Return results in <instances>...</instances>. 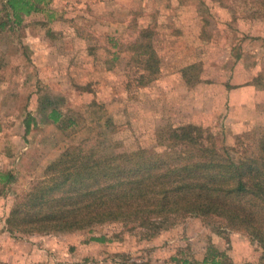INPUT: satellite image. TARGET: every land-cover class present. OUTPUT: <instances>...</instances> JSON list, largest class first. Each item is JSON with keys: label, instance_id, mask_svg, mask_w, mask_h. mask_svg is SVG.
Instances as JSON below:
<instances>
[{"label": "rangeland", "instance_id": "rangeland-1", "mask_svg": "<svg viewBox=\"0 0 264 264\" xmlns=\"http://www.w3.org/2000/svg\"><path fill=\"white\" fill-rule=\"evenodd\" d=\"M261 4L44 0L16 24L0 0V172L15 177L0 187V233L10 250L47 258L18 264H202L210 254L262 264L255 242L215 219L50 234H11L5 224L16 200L73 147L103 156L159 152L168 131L194 125L235 160L254 155L264 132Z\"/></svg>", "mask_w": 264, "mask_h": 264}, {"label": "trees", "instance_id": "trees-1", "mask_svg": "<svg viewBox=\"0 0 264 264\" xmlns=\"http://www.w3.org/2000/svg\"><path fill=\"white\" fill-rule=\"evenodd\" d=\"M42 1L5 0L16 24L21 14L41 11ZM59 117L53 110V122ZM24 126L29 132V120ZM159 144V152L139 149L114 156L81 146L67 149L48 166L46 177L16 200L5 221L8 231L72 233L127 221L154 228L158 223L152 219H215L255 242L264 264V132L257 152L237 160L194 125L168 131ZM14 181L11 172H0V187ZM202 264L229 263L210 254Z\"/></svg>", "mask_w": 264, "mask_h": 264}, {"label": "crops", "instance_id": "crops-1", "mask_svg": "<svg viewBox=\"0 0 264 264\" xmlns=\"http://www.w3.org/2000/svg\"><path fill=\"white\" fill-rule=\"evenodd\" d=\"M2 236L0 238V264H18V260L25 259V261H28L29 263H35V262H46L47 258H44L43 256H40L42 259H39L37 254L32 252L28 255L24 252L10 250V241L9 239H6L5 234L2 232L0 233Z\"/></svg>", "mask_w": 264, "mask_h": 264}]
</instances>
